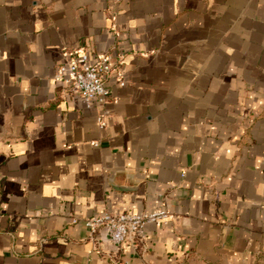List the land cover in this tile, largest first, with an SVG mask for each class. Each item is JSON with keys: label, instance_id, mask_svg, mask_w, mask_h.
Here are the masks:
<instances>
[{"label": "crops", "instance_id": "1", "mask_svg": "<svg viewBox=\"0 0 264 264\" xmlns=\"http://www.w3.org/2000/svg\"><path fill=\"white\" fill-rule=\"evenodd\" d=\"M76 49L114 51L106 126ZM0 264H264V0H0Z\"/></svg>", "mask_w": 264, "mask_h": 264}, {"label": "built area", "instance_id": "2", "mask_svg": "<svg viewBox=\"0 0 264 264\" xmlns=\"http://www.w3.org/2000/svg\"><path fill=\"white\" fill-rule=\"evenodd\" d=\"M114 63V51L91 56L87 51L76 49L71 52L70 60L62 64L56 74L58 81L73 85L80 91L87 107L94 103L103 107L98 118L101 126L107 125V118L110 116L107 109L111 96L108 77L113 71ZM120 82L125 85L121 78ZM168 216L169 212L164 208L139 213H113L105 210L84 218L83 223L90 236L94 237L101 228H106L111 242L122 246L136 238L143 239L148 224L163 221ZM73 222H78V219L75 218Z\"/></svg>", "mask_w": 264, "mask_h": 264}]
</instances>
